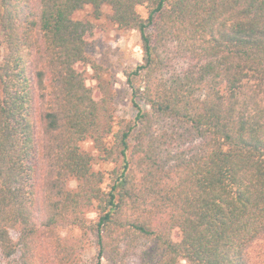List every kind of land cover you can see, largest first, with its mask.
Wrapping results in <instances>:
<instances>
[{
  "label": "trees",
  "instance_id": "1",
  "mask_svg": "<svg viewBox=\"0 0 264 264\" xmlns=\"http://www.w3.org/2000/svg\"><path fill=\"white\" fill-rule=\"evenodd\" d=\"M84 8L140 40L125 73L135 113L107 142L83 71L96 29L72 18ZM0 49V264H80L81 242L61 238L73 229L95 264H253L264 0H0ZM89 137L107 176L81 150Z\"/></svg>",
  "mask_w": 264,
  "mask_h": 264
},
{
  "label": "rangeland",
  "instance_id": "2",
  "mask_svg": "<svg viewBox=\"0 0 264 264\" xmlns=\"http://www.w3.org/2000/svg\"><path fill=\"white\" fill-rule=\"evenodd\" d=\"M137 12L146 16V10L138 7ZM108 8L103 10V15L96 20L91 15L89 8H84L73 14L77 21L91 22L95 27L94 39L86 47L89 66H84L86 86L92 90L95 97L99 99V120L102 123L101 130L107 132L102 134L104 141L110 140L112 133L117 129L120 119H131L134 116V108L130 100V93L126 85L125 73L135 68L142 60L140 40L138 33L132 29L119 28L108 20ZM3 53V49H0ZM108 129L110 131H108ZM81 150L93 157L92 171L107 174L115 168L112 163H105L98 159V148L92 137L81 143ZM71 185H75L71 182ZM89 220H94V211L86 214ZM173 240H177V232L173 233ZM16 235L13 234V239ZM61 238L69 246L78 245L83 247L82 260L80 264H95V251L90 243V237L79 229L65 230L61 232ZM250 258L253 264H264V239L253 244L250 249ZM1 261V259H0ZM130 264H136L131 262ZM181 264H189L181 261Z\"/></svg>",
  "mask_w": 264,
  "mask_h": 264
}]
</instances>
